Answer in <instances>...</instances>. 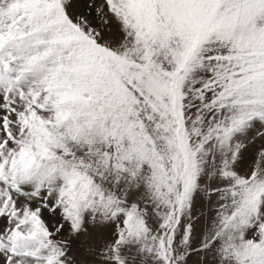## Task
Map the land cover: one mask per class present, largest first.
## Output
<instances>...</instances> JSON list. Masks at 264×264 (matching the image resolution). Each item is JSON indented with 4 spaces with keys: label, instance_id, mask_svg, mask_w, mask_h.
I'll list each match as a JSON object with an SVG mask.
<instances>
[{
    "label": "snow or ice",
    "instance_id": "1",
    "mask_svg": "<svg viewBox=\"0 0 264 264\" xmlns=\"http://www.w3.org/2000/svg\"><path fill=\"white\" fill-rule=\"evenodd\" d=\"M0 264H264V0H0Z\"/></svg>",
    "mask_w": 264,
    "mask_h": 264
}]
</instances>
